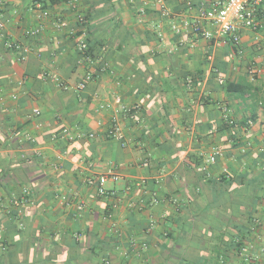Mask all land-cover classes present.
<instances>
[{"label":"crops","instance_id":"crops-1","mask_svg":"<svg viewBox=\"0 0 264 264\" xmlns=\"http://www.w3.org/2000/svg\"><path fill=\"white\" fill-rule=\"evenodd\" d=\"M210 1L0 0V264H264V0L237 45Z\"/></svg>","mask_w":264,"mask_h":264},{"label":"built area","instance_id":"built-area-1","mask_svg":"<svg viewBox=\"0 0 264 264\" xmlns=\"http://www.w3.org/2000/svg\"><path fill=\"white\" fill-rule=\"evenodd\" d=\"M261 0H211L209 5H206L204 3H200L197 5V11L199 15V19L201 21H204L206 23H210L212 26L215 27V31L209 32L204 31L200 28L198 24H195L192 28L193 33H195L198 36H201L204 39L211 40L215 38H230L231 43L233 45H237L239 43V29L240 28H250L255 29V23L254 19L257 14V5L260 3ZM70 4V3H69ZM157 4L160 6V12L163 17H168V11L163 7L161 0H157ZM71 5V4H70ZM35 8L38 10V18L39 19H45L48 17V11L43 8L41 2H35L34 3ZM138 13L140 15L144 14L143 9H139ZM77 21L79 24L84 23V19L82 16H77ZM61 23H56V28L61 27ZM4 23L0 20V31L3 30ZM173 30L176 32H179V29L176 26H172ZM42 31V24L38 25L37 27L27 30L25 32V35L27 36H37ZM76 49L79 53L84 55V57L88 60H90V64H92L93 69L87 71L82 81H80L76 89L77 90H83L86 87V84L95 76L96 70H94V61L90 59L88 55V45L86 40L83 37H80L76 41ZM5 47L7 49H15L17 48V45H14L10 42H5ZM105 63H101V65H97L99 71L105 70ZM54 80H57L55 76L52 77ZM120 110L126 114L131 115L132 110L127 109L125 107H121ZM224 112L225 109H224ZM40 114L39 109L34 108L32 110L33 116H38ZM226 114V113H225ZM227 114L225 115V119H227ZM230 124L231 121H228ZM108 134L117 140L121 139V134L116 126H112L110 130L108 131ZM60 138H67L72 139L69 135L68 131L66 129L61 131ZM216 160V153L209 156L208 159L205 160L203 166L199 168V171H206L207 166L214 164ZM120 179V176L108 171L105 174L99 175L95 180H90V185H96V193L99 196H107V195H113L112 192H107L105 189V184L108 180L117 181ZM80 209V207H78Z\"/></svg>","mask_w":264,"mask_h":264},{"label":"trees","instance_id":"trees-1","mask_svg":"<svg viewBox=\"0 0 264 264\" xmlns=\"http://www.w3.org/2000/svg\"><path fill=\"white\" fill-rule=\"evenodd\" d=\"M65 1H68V0H50V3L55 4V3H59V2H65Z\"/></svg>","mask_w":264,"mask_h":264}]
</instances>
